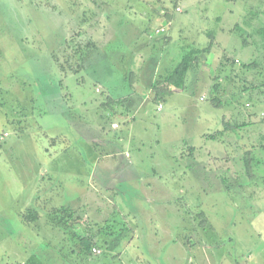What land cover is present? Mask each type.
<instances>
[{"label":"rangeland","instance_id":"374dc122","mask_svg":"<svg viewBox=\"0 0 264 264\" xmlns=\"http://www.w3.org/2000/svg\"><path fill=\"white\" fill-rule=\"evenodd\" d=\"M260 28L264 0H0V264H264V105L235 93L264 91L235 60L264 72ZM212 34L158 109L152 85ZM249 99L243 152L231 113ZM247 163L244 196L212 177ZM173 200L186 222L165 225ZM63 206L74 217L57 225Z\"/></svg>","mask_w":264,"mask_h":264},{"label":"crops","instance_id":"0c3cea01","mask_svg":"<svg viewBox=\"0 0 264 264\" xmlns=\"http://www.w3.org/2000/svg\"><path fill=\"white\" fill-rule=\"evenodd\" d=\"M253 11V10H252ZM247 16H249V17H252V14H248ZM246 16V17H247ZM245 17V18H246ZM248 17V19L247 20H245V18L242 20V23L245 25V26H247V24L249 25L248 26V30L249 31H251V26H252V18H249ZM244 20H245V22H244ZM239 25V24H238ZM238 26H236V28H237ZM263 29V31H264V28H262ZM262 29L260 28L259 29V31L258 32H261L262 31ZM220 32V34H223L225 31H219ZM251 33V32H250ZM260 34V33H259ZM261 36L263 37V39H264V34H261ZM218 38H215V36H214V34H212V40H211V42L210 43H212V46H213V44H214V42H216V40H217ZM258 46V45H257ZM254 47V46H253ZM211 49H212V47H211ZM259 49H260V47H258V49H257V52H258V57H256V58H259L261 55H260V53H261V51H259ZM210 52H211V50H210ZM119 57V56H118ZM120 58V57H119ZM236 60V62L237 63H239L238 65H243L242 66V69H243V71H245V72H253V79H255V77H257V78H260L261 76H260V73H259V71H260V69H251L250 71H249V69H246V66L248 65V64H251L252 62H254V61H252V62H250V63H248V64H241V62L239 61V59H235ZM206 63H208V60L206 59ZM161 63L159 62V64H158V67H157V65H156V67L157 68H159V65H160ZM208 65H211V64H205V66L207 67ZM156 68V69H157ZM259 70V71H258ZM158 72V71H157ZM204 77V70H203V68H202V70H200L198 73H195V74H193V78L192 79H195L196 80V82L198 83V82H200L201 81V77ZM187 78H188V74H187ZM187 78H186V82H187ZM109 80V79H108ZM237 82H239V79L237 80ZM239 84V83H238ZM153 86V85H152ZM187 86L185 85V88H186ZM221 87V86H220ZM150 90H151V93L149 94V95H147V96H149L147 99H149V100H154L155 102H158V109H159V107L161 106L160 105V102L162 101V100H159V101H157V100H155V97H154V92L152 91V87L150 88ZM260 91H254L253 93H252V91L250 90H247V88L246 87H243L242 89H241V87L237 90V92H235V93H245L246 95H249L250 96V98L251 97H254V101L255 102H257L258 103V105L257 106H263L264 105V91H263V89H259ZM178 91H181V90H177V89H173L172 90V92H171V94H173V92L175 93V92H178ZM144 101H146V99L144 100ZM123 102H127V109L129 110V111H131L132 109H136V108H133V106H134V102L132 101V97H126V98H123V99H120V103H123ZM142 104V103H141ZM250 107V99L249 100H247L246 102H244L243 104H242V106H236L234 109H233V111H232V116L235 118V120H240V122H241V125H237L236 127H237V130L235 131V132H232V133H229L231 136H234V139H236V141H237V147L236 148H238L239 150H243V152H248L249 150H248V147H249V145H247V143H246V141H245V138L244 139H242L241 140V137H240V135H246L247 136V138L248 139H251V131H249V130H251V128H250V122H249V120H250V118H249V116H251V112H250V108H246V107ZM127 110V111H128ZM261 112V111H260ZM128 113V112H127ZM254 114L255 113H257V114H259V110H258V108L253 112ZM127 117V116H126ZM261 117V116H260ZM123 118H125V117H123ZM128 118V117H127ZM227 124H229V123H227V122H225V124H224V126L226 125L227 126ZM116 126V127H115ZM227 128V127H226ZM112 129H119V127L115 124V123H112ZM225 130V129H224ZM228 130V129H227ZM26 131V130H25ZM243 131V132H242ZM24 132V131H23ZM226 132H229V131H225V132H223V130H222V134H223V136H220V138L221 139H219V138H217V140L218 141H220V140H222V138L225 136L224 135V133H226ZM220 133V134H221ZM103 135L104 136H106V133H103ZM108 138V137H107ZM1 139V138H0ZM120 139H123V140H126L125 138H120ZM111 140H104V143L105 144H107V143H109ZM220 142H222V141H220ZM242 147V148H241ZM124 153V151H120V154L122 155ZM113 154H115L114 152H109L108 153V155L107 156H110V155H113ZM115 157H116V154H115ZM125 158H131V154H129V152H126V155H125ZM191 166V168L193 167V165H190ZM208 167H206V169L204 168L203 170H208V171H213V169L211 168V167H209V165H207ZM122 167H124V164L122 165ZM213 167H215L216 169H217V171H219L220 170V168H222V170H224V171H226L227 173L225 174V173H223V174H220V173H214L213 175H212V177L217 181V183L220 181L224 186L228 183V185L230 184V186L231 187H238L239 189H240V193H241V195L242 196H244L243 194H245L246 192L244 191V187H245V185L243 184V183H241V181L240 180H242L243 178H246L247 177V174L245 173L246 171H253L254 169H253V167H251V165H250V163H248L247 165L245 164V165H239V164H232V165H227V166H224V165H214ZM183 168H184V171H183V174H181L180 175V178L181 179H185V180H187L188 179V170H190L191 168H189V166L187 165V164H185L184 166H183ZM132 172H134V171H132L131 170V168L129 169V171H128V173H127V176H128V180L129 181H132V180H135L136 181V179H137V174L136 173H132ZM156 173V172H155ZM245 173V174H244ZM201 177H206V174L204 175V176H202V175H200ZM134 177H136L135 179H133ZM154 180H156L155 178H154ZM177 180V179H176ZM244 180V179H243ZM229 181V182H228ZM230 181H232V182H230ZM227 185V186H228ZM227 189H228V187H227ZM229 190V189H228ZM243 191V192H242ZM246 195V194H245ZM159 201H161V202H163L162 201V198L161 199H158ZM168 204H171L172 205V203L173 204H179L178 202H177V200H173V201H171V202H167ZM163 204H166V202L164 201V203ZM169 206V207H166V206H164L163 208H165V211L163 212V211H161V217L162 218H165V222H164V224L166 225L167 223H168V220L169 219H171V212L173 213V216L174 215H176L178 218H179V220H182L183 222H186L185 221V217H184V210H183V206L182 205H180V206ZM169 209H171V211H168ZM167 219V220H166ZM186 224V223H185ZM185 227V225H183V228ZM178 229H180V228H178ZM187 244L189 245V243H188V241H187ZM231 264H238L237 262H235V261H232L231 260Z\"/></svg>","mask_w":264,"mask_h":264},{"label":"trees","instance_id":"16d2710c","mask_svg":"<svg viewBox=\"0 0 264 264\" xmlns=\"http://www.w3.org/2000/svg\"><path fill=\"white\" fill-rule=\"evenodd\" d=\"M211 47H212V43L211 45H208L204 49H193L189 51L187 55L184 56L182 62L173 71L169 72V74L167 75H161L152 86L155 100L157 101L162 100L164 96L172 92V89H177V90L185 89L187 74L192 68H194V65L198 60V58L208 53L211 50ZM255 65L256 62L248 64L246 66V69L249 70L254 68L258 69ZM259 73L261 76L260 78L264 77V72L259 71ZM261 86H264V82L261 84ZM219 88H220L219 84H216L214 86V89L216 90H218ZM19 123H22V120ZM19 128H20L18 129L19 133H22L24 131L22 130V126H20ZM53 139L54 138H52V141ZM59 214H61L62 216L60 217ZM23 215H25L26 219L29 218L32 219V221H37L39 218L38 211L35 208L28 209L27 212ZM50 217L51 220L56 221L55 223L57 225L59 224L62 225L67 221V219H71V220L73 219L74 212L68 207L63 206L57 209L56 208L53 209ZM26 221L31 222L30 220H26ZM83 245L86 251H88L89 253L92 251V243L90 241H86V242L83 241Z\"/></svg>","mask_w":264,"mask_h":264},{"label":"built area","instance_id":"2783aa9c","mask_svg":"<svg viewBox=\"0 0 264 264\" xmlns=\"http://www.w3.org/2000/svg\"><path fill=\"white\" fill-rule=\"evenodd\" d=\"M161 31H165V30L162 29V30H159L158 32H161ZM159 109H161V106L159 107ZM262 119L264 120V113L262 114ZM93 251H94L95 253H100V250H98L97 248H94Z\"/></svg>","mask_w":264,"mask_h":264}]
</instances>
